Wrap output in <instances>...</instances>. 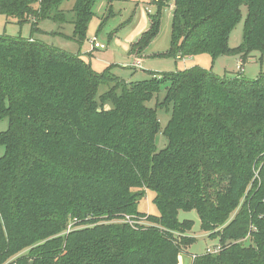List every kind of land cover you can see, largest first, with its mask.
<instances>
[{
    "label": "trees",
    "instance_id": "1",
    "mask_svg": "<svg viewBox=\"0 0 264 264\" xmlns=\"http://www.w3.org/2000/svg\"><path fill=\"white\" fill-rule=\"evenodd\" d=\"M66 1L0 0V16L33 33L46 19L71 22L83 45L98 0H75L71 20ZM151 1L158 9L139 51L172 0ZM173 2L171 47L160 56L245 63L264 52V0ZM243 7V42L232 48ZM33 39L0 36V121L9 124L0 132V264H180L193 243L181 211H196L222 244L192 264H264V74L226 79L194 66L128 84ZM163 89L161 106H172L164 129L147 106ZM159 134L168 141L160 151ZM149 192L158 215L139 210Z\"/></svg>",
    "mask_w": 264,
    "mask_h": 264
},
{
    "label": "rangeland",
    "instance_id": "2",
    "mask_svg": "<svg viewBox=\"0 0 264 264\" xmlns=\"http://www.w3.org/2000/svg\"><path fill=\"white\" fill-rule=\"evenodd\" d=\"M74 3L75 0L66 1L61 7L69 20L73 17ZM110 8L113 9L111 13ZM157 9L158 6L151 0H115L112 4H109L108 0H98L93 8L95 16L89 25L88 40L83 45L73 41V23L55 22L51 19L41 21L38 24L40 32L33 33L31 23L23 25L14 22L6 23V18L0 16V36L10 38L33 37L36 41L52 48H58L66 54H80L82 59L90 63L95 71L102 73L108 69L113 77L123 79L128 84L149 80L153 74L183 71L197 65L212 70L215 74L226 79L246 78L255 80L264 74V52L259 51L253 52L245 63L240 60L239 56L234 55L221 56L214 62L212 57L207 54L185 57L180 60L160 56L171 47L173 0L163 8L159 35L147 49L139 51L135 45L142 35L150 29L151 21H153ZM242 14L241 22L231 34L230 47L232 48L238 47L243 42L244 27L248 16L246 7L242 8ZM95 37L97 42L104 45L105 49L93 48L91 40ZM108 88L109 86H103L100 92L104 93ZM165 95L166 91L163 89L160 93L159 102L154 99L147 103L148 107L157 111L162 129L167 126L172 114V106L168 108L161 106ZM110 105L107 103L106 108ZM8 126L7 120L0 121V132L6 131ZM156 145L157 150L160 151L167 147L168 141L162 134H159L156 138ZM4 151V148L0 147V158ZM153 199L154 193L149 192L140 203L139 210L146 215H158L159 211L154 205ZM178 218L181 222L192 221L193 223L192 230L187 234L193 238V243L188 247L182 246L180 264H188L186 260L192 264L194 257L206 254L208 248L222 247L218 236H211L210 233L202 231L200 218L196 211H181ZM130 221L134 224L133 220ZM140 222L142 225H151L145 218ZM176 235L179 234L176 233ZM249 238L244 243L249 244Z\"/></svg>",
    "mask_w": 264,
    "mask_h": 264
},
{
    "label": "built area",
    "instance_id": "3",
    "mask_svg": "<svg viewBox=\"0 0 264 264\" xmlns=\"http://www.w3.org/2000/svg\"><path fill=\"white\" fill-rule=\"evenodd\" d=\"M91 41H92V44H93V48L94 49H105V47H104L103 44H100L99 42H97L98 40H97L96 37L93 38ZM137 66H139V65H137ZM127 219H128L129 222H131L129 217ZM220 250H221V247L220 246H218V247H216L214 249L213 248H208L207 251H206V254H216V253H219Z\"/></svg>",
    "mask_w": 264,
    "mask_h": 264
},
{
    "label": "crops",
    "instance_id": "4",
    "mask_svg": "<svg viewBox=\"0 0 264 264\" xmlns=\"http://www.w3.org/2000/svg\"><path fill=\"white\" fill-rule=\"evenodd\" d=\"M33 40H35V39H33ZM197 66H198V65H197ZM186 261H187V263H188V264H191V262H190V261H188V260H186Z\"/></svg>",
    "mask_w": 264,
    "mask_h": 264
}]
</instances>
